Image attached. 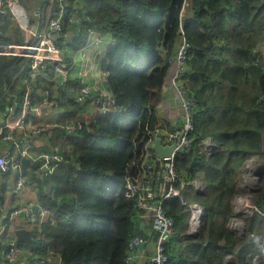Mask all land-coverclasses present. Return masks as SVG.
<instances>
[{
	"label": "trees",
	"instance_id": "16d2710c",
	"mask_svg": "<svg viewBox=\"0 0 264 264\" xmlns=\"http://www.w3.org/2000/svg\"><path fill=\"white\" fill-rule=\"evenodd\" d=\"M40 1L22 0L26 6ZM72 1L80 2L75 12L89 18L90 28L114 41L103 66L116 109L96 117L90 131L63 136L61 144L62 132L53 130L48 152L56 148L66 162L46 178L37 174L35 165L30 178L25 174L49 214L29 229L36 241L35 259L42 264H127L128 244L139 235L140 214L137 193L127 194L126 187L141 175L139 151L146 133L161 130L156 110L167 77L166 58L175 53L182 29L190 45L185 86L195 101V134L211 137L215 151L206 156L195 143L188 154L174 159L184 183L181 191L196 180V170L203 173L205 192L193 191L190 201L205 216L202 234L182 237L185 243L180 245L185 198L181 194L164 202L163 210L176 228L166 247L168 264H226L228 256L234 264H264L261 257L253 262V240H239L227 228L238 217L231 201L241 195L238 179L250 159L263 169L261 187L250 195L264 208V57L255 52L264 45V0H191L190 18L182 17L188 0ZM81 41L85 37L74 47ZM10 43L20 44L22 38L11 19L0 17V44ZM21 68L18 58L0 56V110L16 104L23 93L21 78L14 79ZM72 96L69 90L61 93L62 124L82 120L75 115L83 108ZM239 218L247 234L256 230L261 237L264 220L257 214ZM151 236L157 238L154 232Z\"/></svg>",
	"mask_w": 264,
	"mask_h": 264
},
{
	"label": "built area",
	"instance_id": "2783aa9c",
	"mask_svg": "<svg viewBox=\"0 0 264 264\" xmlns=\"http://www.w3.org/2000/svg\"><path fill=\"white\" fill-rule=\"evenodd\" d=\"M78 3L80 2L72 0H42L37 4L31 3L28 7L22 0H0V17L11 19L22 38L20 44H0V56L22 61L23 68L14 79L21 78L24 86L17 103L7 104L0 110V178L7 176L8 192L18 199L4 222H0V241L16 219L34 227L41 224L48 215L41 202L19 200L28 183L21 167L22 161L38 163L37 174L44 178L66 162L64 154L56 148L50 152H33V145L29 141L57 129L62 132L58 139L61 144L63 136L90 131V125L96 117L116 109V99L107 86L108 72L103 66L105 52L114 45V41L90 28L87 16L83 18L77 15L75 11ZM84 37L85 41L74 47L75 42ZM69 48H72L71 51H68ZM189 51L190 45L181 29L175 53L166 58V80L168 79L180 109L178 125L167 132L154 130L146 133L149 137L139 151L141 175L126 187L127 194L138 195L135 208L141 221L149 233L157 234L154 253L146 264H168L166 247L176 237L175 221L163 210L166 200L181 198V188L184 185L175 166V157L188 154L195 143L206 156L215 151V142L211 137H199L195 134V101L185 86ZM39 81L45 83L43 88H38ZM66 90L73 94L74 102L83 108L75 115L82 120L62 124L60 121L65 118V111L60 97ZM43 108L59 111V119L49 124L40 123ZM157 135H162V146H174L170 158L161 159L153 152L152 146ZM51 136L53 137V133ZM246 163L248 165L256 161L250 159L244 165ZM258 165V172L250 178V181L258 183L255 191L261 187L263 171L262 166ZM153 181L157 186L153 185ZM177 185H180V189ZM189 185L196 193L205 192V184L201 181L194 180ZM181 204L190 211V224L197 230L204 216L203 209L196 204H187L182 199ZM231 205L236 216L257 214L259 219L264 220V208L259 209L251 195H235ZM227 226L236 232L239 239L246 237L255 242L257 255L253 259L254 263L259 257L264 261V223L260 238H257L256 230L247 234L244 222L238 217L231 218ZM147 241L140 235L130 240L127 264H131L136 250ZM1 254L4 264H16L23 255L21 247L13 239L6 242ZM29 258L24 259L21 264H42L35 259L33 251ZM228 262L233 264L232 261Z\"/></svg>",
	"mask_w": 264,
	"mask_h": 264
},
{
	"label": "crops",
	"instance_id": "0c3cea01",
	"mask_svg": "<svg viewBox=\"0 0 264 264\" xmlns=\"http://www.w3.org/2000/svg\"><path fill=\"white\" fill-rule=\"evenodd\" d=\"M190 2H191V0H188L186 10H185V12H183L182 17L186 16L187 18H190L192 16V12L190 10ZM71 49L72 48H69L68 51H71ZM255 52L260 57H264V45H258L255 48ZM70 53L71 52H69V54ZM59 114L60 113L53 114V110H49L47 113L43 114V116L40 119V123H42V124L53 123L59 119ZM179 115H180V109H179L178 102L175 99V95H174L172 88L170 87V85L168 84V81L166 80L164 87H163V91H162L161 103L156 110V116L158 119V128H161V130H163V131L165 130L167 132V131H170L171 129H173L174 127H177V125H178L177 121L179 119ZM51 135H52V133L49 131V132H46L39 137H35V138L31 139L29 142L31 145H33V148H34L33 152H35V153L36 152H46V151L48 152L49 149L53 146L54 136L52 137ZM34 165L37 168L36 164H34L33 162H30L26 168V171L24 172V174H26L28 178H30L32 176L30 171H31V169H33L35 167ZM195 173H196V180L203 182L202 181L203 180V173L200 172L199 170H196ZM26 175H25V177H26ZM27 177H26V179L28 180V183L26 186L25 193H23L21 195L19 200L25 201V202H37L38 198H39L38 197L39 196L38 188L36 187V185L31 184V182L29 181V179ZM3 178H4V181L6 183V187H5V189H2V187L0 188V222H4V220L6 219V216L8 215V212L12 208L13 203L16 200H18V199H15L13 196L10 195V193L8 192V186H9V183L7 181L8 179L6 180L5 177H3ZM0 179H2V178H0ZM9 179H10V176H9ZM192 190L194 191L193 188H192ZM47 216H46L45 220H48ZM204 216H205V212H204ZM204 216H203L202 222L200 224V227L197 230H195V228L190 224V218H189L188 225H186L184 230L181 231V235L179 236L180 240H177L178 244L180 243V245H182L185 243V241H183L181 239L182 237L185 238V236H188L191 238H196L202 234ZM238 218H239V216H238ZM138 223H139L138 234L148 241L136 250L131 264H146L148 258L154 253L156 236L150 237L149 230L143 224L141 219ZM38 225H40V224H38ZM38 225H36V226H38ZM36 226H34V227H36ZM262 226H263V224H260L261 231H262ZM30 228H33V227H29L28 225H25L22 221H20V219H16L13 222V224L10 225L9 229L7 230V232L5 234V241H0V264H4V260H3L1 252L5 248L6 242L9 239H13L16 241V238L14 235L15 230H17V229L29 230ZM227 228L231 233H233L235 238L239 239L236 232H234L233 229H230L228 226H227ZM260 228H258L259 232H261ZM262 234H263V231H262ZM32 243L35 244L34 241ZM32 243L23 245L22 246L23 248L21 247L23 255L18 260V262L16 264L23 263L24 259H30L29 258L30 253L32 251L34 253V248H36V246H32L33 245ZM228 257H230V256H228ZM228 257H226V259ZM230 258L227 259L226 264L229 263L228 261H230V262L232 261V260H230Z\"/></svg>",
	"mask_w": 264,
	"mask_h": 264
},
{
	"label": "rangeland",
	"instance_id": "374dc122",
	"mask_svg": "<svg viewBox=\"0 0 264 264\" xmlns=\"http://www.w3.org/2000/svg\"><path fill=\"white\" fill-rule=\"evenodd\" d=\"M29 4H27V6H30ZM30 14H31V11H30ZM56 113H60V112H58L57 110H54L53 114H56ZM258 169H259V165L257 164V162L251 163L248 165L246 163L241 169V173H240L238 184H237L238 192L241 194L240 197L250 196L249 194L251 192L249 191H255L258 188L257 181H250V178H252V176H254V174L258 172ZM1 187L2 189L6 187V183L3 180H0V188ZM191 187L192 186L190 185V187H186L184 190L182 189L181 191L182 197L185 198L184 200L188 204L193 203L192 201H190L193 199V190ZM189 218H190V211L185 210V220L183 222V227L188 225ZM175 231H176V228H175ZM1 241H5V237H2ZM34 243H36L35 240H34Z\"/></svg>",
	"mask_w": 264,
	"mask_h": 264
},
{
	"label": "water",
	"instance_id": "95a60500",
	"mask_svg": "<svg viewBox=\"0 0 264 264\" xmlns=\"http://www.w3.org/2000/svg\"><path fill=\"white\" fill-rule=\"evenodd\" d=\"M49 111L48 108H43L42 109V113H47ZM161 139H162V135H157L152 149L153 152L156 154L157 157L161 158V159H167L171 157L172 151L174 149V146H162L161 144ZM29 162L28 160H23L21 163V167L23 172L26 171V168L28 166ZM15 238H16V242L18 244H30L33 242V236L31 234V232L29 230L26 229H17L14 232ZM141 247V245L139 246V248Z\"/></svg>",
	"mask_w": 264,
	"mask_h": 264
},
{
	"label": "bare ground",
	"instance_id": "6f19581e",
	"mask_svg": "<svg viewBox=\"0 0 264 264\" xmlns=\"http://www.w3.org/2000/svg\"><path fill=\"white\" fill-rule=\"evenodd\" d=\"M194 225H195V222H194Z\"/></svg>",
	"mask_w": 264,
	"mask_h": 264
}]
</instances>
